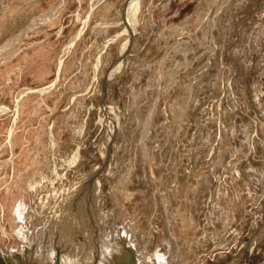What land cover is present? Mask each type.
<instances>
[{
    "label": "rangeland",
    "instance_id": "obj_1",
    "mask_svg": "<svg viewBox=\"0 0 264 264\" xmlns=\"http://www.w3.org/2000/svg\"><path fill=\"white\" fill-rule=\"evenodd\" d=\"M25 169L49 209L91 175L136 264H264V0H0L1 254L43 219Z\"/></svg>",
    "mask_w": 264,
    "mask_h": 264
},
{
    "label": "bare ground",
    "instance_id": "obj_2",
    "mask_svg": "<svg viewBox=\"0 0 264 264\" xmlns=\"http://www.w3.org/2000/svg\"><path fill=\"white\" fill-rule=\"evenodd\" d=\"M75 33V35L73 34L74 38L69 42V44L79 37L78 35L80 32L77 31ZM260 33L262 34V32ZM254 37L257 38L256 34ZM69 44L66 47H68ZM59 62L61 64V60ZM59 73L60 70L57 71V77L59 76ZM56 80L53 82V84L44 86L41 89L35 91L41 93L47 91L51 85L56 83ZM227 126L228 125L224 126V131L221 128L220 133L222 137V131L225 132ZM245 128H248V131H246ZM245 128L242 129L243 138L246 142H249L250 138L248 132L250 131V128L249 126H246ZM49 172L50 171L46 170L40 173L37 170V172L30 174L31 172L28 173L27 169H25L23 176L19 175L20 173H17L16 178L18 179L20 189L23 187L26 188L29 191L33 202L39 200L38 207L40 208L41 212L38 213L43 214V219L40 216L38 221H36L37 223L35 222L34 218L30 219L32 223H30V226H32L29 229H25L28 235H32L26 239L28 246H25L23 249H19L18 252L13 254L0 253V262L3 264H136L133 246L126 245L123 240L124 237L116 239L115 243H109L112 241V230H110L107 223H101V218H98L97 220L95 219L97 213L94 214L93 217L91 216V214L95 213L97 210L94 209L92 205H90V202L84 192L91 175L83 173L82 175L85 177L79 181L75 180L73 184L71 183L72 185L70 188L71 191L73 190V197L68 195L66 192L67 190L64 187V193L69 197L68 199L65 198V200L64 198H61V200L65 201L66 207L59 203L57 206L51 205L49 209L47 205H44L42 196L38 190L39 188L42 189V187L46 186V182H51L54 185L55 182H58V180L60 181L61 177V175H59L58 180L56 177L51 180V177H47V175H50ZM51 173H54V175L51 174L53 177L55 176L56 171L53 170ZM255 173H257V171H255ZM22 177L23 181L21 180ZM60 190L63 191L59 188L50 190L51 192L49 197H61L59 193ZM20 193L24 194L25 192H21L20 190ZM55 200L59 201L60 198H56ZM54 203L56 204L55 201ZM53 206L55 207V211L52 209ZM34 211H36V209H34ZM52 213L55 214V217L51 216ZM112 213L114 229L115 232H117V213H115V211ZM80 214L83 216V220L80 218ZM46 216L49 217V221L45 219ZM16 218L17 216H15V219ZM187 223H189V225H186ZM191 225L192 223L189 220H184V229ZM101 232H104V235H101ZM47 236H50L49 243L56 244L60 253L58 251L47 250L45 247L39 245L38 240L45 243ZM77 236H79L78 239ZM102 237L103 239H101ZM129 237L131 242L135 239L134 227ZM188 243L189 241H186V244ZM101 245H105L103 250ZM147 248L148 246H146V248L143 250L142 261L147 260ZM179 252L180 251L178 250V258L181 256V253Z\"/></svg>",
    "mask_w": 264,
    "mask_h": 264
},
{
    "label": "water",
    "instance_id": "obj_3",
    "mask_svg": "<svg viewBox=\"0 0 264 264\" xmlns=\"http://www.w3.org/2000/svg\"><path fill=\"white\" fill-rule=\"evenodd\" d=\"M0 264H3L2 262H0Z\"/></svg>",
    "mask_w": 264,
    "mask_h": 264
}]
</instances>
